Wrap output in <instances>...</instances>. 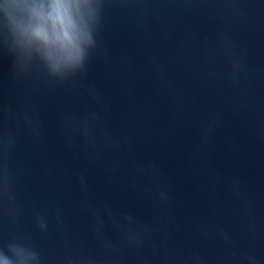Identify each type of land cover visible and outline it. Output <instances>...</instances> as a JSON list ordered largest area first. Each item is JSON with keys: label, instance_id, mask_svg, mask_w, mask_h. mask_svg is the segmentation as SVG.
<instances>
[{"label": "water", "instance_id": "1", "mask_svg": "<svg viewBox=\"0 0 264 264\" xmlns=\"http://www.w3.org/2000/svg\"><path fill=\"white\" fill-rule=\"evenodd\" d=\"M5 185L44 264H264V0H111L64 82L0 44Z\"/></svg>", "mask_w": 264, "mask_h": 264}, {"label": "clouds", "instance_id": "2", "mask_svg": "<svg viewBox=\"0 0 264 264\" xmlns=\"http://www.w3.org/2000/svg\"><path fill=\"white\" fill-rule=\"evenodd\" d=\"M111 0H0V44L17 72L38 68L49 81L64 82L87 72L98 48ZM8 188L0 190V196ZM10 197V194H9ZM44 232L47 225L37 217ZM256 264L254 257H248ZM0 264H44L31 234L0 241ZM69 264H72L70 261Z\"/></svg>", "mask_w": 264, "mask_h": 264}]
</instances>
